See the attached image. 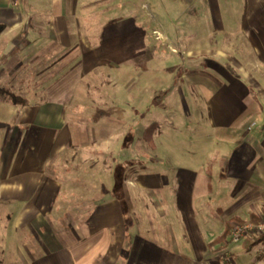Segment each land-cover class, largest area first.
<instances>
[{"label":"crops","instance_id":"obj_1","mask_svg":"<svg viewBox=\"0 0 264 264\" xmlns=\"http://www.w3.org/2000/svg\"><path fill=\"white\" fill-rule=\"evenodd\" d=\"M114 2L108 12L112 0H0V88L21 97L13 104L0 96V264H236L237 257L264 264L244 242L231 244L226 263L229 235L215 242L228 224L264 215V0H158L166 14L153 11L155 24L140 19L136 0ZM105 18L116 23V34L56 29L59 21ZM129 23L142 30L128 38ZM160 40L182 55L177 71L196 70L201 91L191 97L206 102L203 126L213 133L211 151L197 163L168 162L137 181L148 191L164 189L150 193L156 206L149 209L170 216L168 227L179 223L167 234L141 225L137 207L125 212L116 177L112 190L77 189L71 183L81 179L59 159L89 138L88 126L67 112L81 80L108 63L131 64L136 79L147 58L153 71L172 70V58L158 55ZM136 99L128 102L138 107ZM213 101L225 105L211 113Z\"/></svg>","mask_w":264,"mask_h":264},{"label":"rangeland","instance_id":"obj_2","mask_svg":"<svg viewBox=\"0 0 264 264\" xmlns=\"http://www.w3.org/2000/svg\"><path fill=\"white\" fill-rule=\"evenodd\" d=\"M112 1L113 4H109L104 10L114 11L115 2ZM136 1L137 4L134 6L140 19L143 18L145 22L155 24L152 17L154 12L159 13L161 16L166 14L164 8L158 4V0ZM85 2L87 0H78L77 5ZM95 6L97 5L93 4V8ZM63 10L66 12V7H63ZM176 13L179 15L178 12ZM110 19L105 18L103 21L94 22L91 25L75 23L74 19L72 22H68L67 25L59 21V24L56 23V29L74 31L92 29L112 31L116 34V23L108 21ZM85 26L87 27L85 28ZM137 28L142 30V25L137 27V24H135V27H131L129 23L126 29L129 31L127 37H131L132 32L137 35L135 34ZM170 28L175 29V24H170ZM152 29L158 30V26L153 25ZM113 41L116 40L110 39L107 42ZM157 47L158 55L164 56L165 54V62L172 58V70L166 72L153 71L151 69L153 63L151 61V64L147 58L143 61L145 63L134 70L137 74L136 79H133L131 64L123 67L126 65L108 63L95 70L92 76L81 80L75 91V101L68 104L67 112L75 113L78 121L88 126L89 140L82 138L80 143L73 144L63 155L59 156V159L65 161L68 173L77 175L81 179L79 182L71 183V186L77 189L92 191V193L103 191L105 187V190H112L115 187L114 180L116 177L118 183L115 192L119 194L122 191L124 192L125 212L129 213L132 205L137 207L140 211H143L140 214L141 225L148 226L151 229H160L163 232L165 230L167 234L170 231H168L169 228L177 230L179 223L174 222L171 227H168L166 224L173 222L170 216L169 219L164 220L160 212L156 214L149 209L156 206L155 203H152L153 198L150 193L154 191L157 193L162 192L164 189L152 188L148 191L139 186L137 181H142L146 178L142 176L149 175L152 171H163L165 164L168 162L176 163L180 160H188L197 163L205 153L211 151L210 140L213 133L208 129L205 130L203 126L202 113H205L206 102L199 104L191 97L199 95L201 91L195 82L197 81L196 70L191 69L188 72L185 67L182 71H177V68L183 62L180 52L173 53L176 49H170L169 45L163 46L161 40ZM109 49L112 50V47ZM205 73L209 74L206 71ZM238 73L242 74L239 71ZM164 74L166 75L163 76ZM133 81H135L134 85ZM132 89L139 91L137 93L139 95L136 93L132 95ZM181 94L186 97V102L182 100ZM153 95L155 97L152 103ZM132 96H134L135 101H137L136 98L141 99L142 103L138 107L136 104L128 102L130 98L132 99ZM121 97L124 99H121ZM164 98L169 101L168 105L163 103ZM174 98L176 109H171L172 104H170V101H173ZM133 105H135V108H132ZM208 105H211L212 113L215 112L214 105L222 106L225 104L213 101ZM154 106L159 110L157 116L152 111ZM202 108H204L202 112H199V109ZM172 113L178 115V117L175 116L174 120L170 119ZM154 122L157 125L151 130L152 140H150L144 135V131ZM82 130H86L84 126ZM206 138L208 139L206 140ZM121 141H123L122 145L119 144L118 148H113L116 142ZM157 146L160 147L159 151H155ZM84 177H86L85 180H82ZM131 182H134V184ZM135 191H141L139 196ZM112 193L114 192H108L107 194L111 196ZM132 193L134 195L131 199ZM127 196L129 199H127ZM125 218L129 220V224L132 215L125 214ZM230 246L231 244H229L227 247L229 249L226 251V253H229L228 259H225L226 263L231 261L230 257L233 255ZM245 253L249 256V259L253 258V252ZM235 261L236 264H245V262L241 263L242 260H238V257L235 258Z\"/></svg>","mask_w":264,"mask_h":264},{"label":"built area","instance_id":"obj_3","mask_svg":"<svg viewBox=\"0 0 264 264\" xmlns=\"http://www.w3.org/2000/svg\"><path fill=\"white\" fill-rule=\"evenodd\" d=\"M261 239L255 246L257 255L264 261V215L256 221L247 219L235 222L229 233L230 244H240L247 240ZM225 259H228L226 256Z\"/></svg>","mask_w":264,"mask_h":264},{"label":"trees","instance_id":"obj_4","mask_svg":"<svg viewBox=\"0 0 264 264\" xmlns=\"http://www.w3.org/2000/svg\"><path fill=\"white\" fill-rule=\"evenodd\" d=\"M0 96L6 98V99H9L13 104H21V97L15 93H13L12 91H10L9 89L7 88H0ZM157 124L154 122L152 124H150L144 131V135L149 138L150 140L151 139V136H152V128L154 126H156ZM260 218V216L256 215V214H253L251 216V219L256 221ZM239 221H242V220H239ZM231 226L232 224H228L225 231L222 233V235L217 238L215 240L216 241H221L223 239H225L228 235H229V232L231 230ZM261 239H255V240H247L246 242H244V247L247 249V250H251L253 249L259 242H260Z\"/></svg>","mask_w":264,"mask_h":264}]
</instances>
